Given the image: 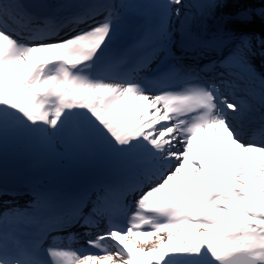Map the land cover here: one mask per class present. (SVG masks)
Masks as SVG:
<instances>
[{
  "label": "snow or ice",
  "instance_id": "1",
  "mask_svg": "<svg viewBox=\"0 0 264 264\" xmlns=\"http://www.w3.org/2000/svg\"><path fill=\"white\" fill-rule=\"evenodd\" d=\"M256 19L264 0H0V196L21 172L32 196L4 202L0 264H264ZM73 226L86 247H45Z\"/></svg>",
  "mask_w": 264,
  "mask_h": 264
},
{
  "label": "bare ground",
  "instance_id": "2",
  "mask_svg": "<svg viewBox=\"0 0 264 264\" xmlns=\"http://www.w3.org/2000/svg\"><path fill=\"white\" fill-rule=\"evenodd\" d=\"M234 9L230 6L229 8H226L224 9L223 11L225 12H230V11H233ZM219 14V12H218ZM260 20L259 19H256L254 21V23L248 27H246V29L248 30H264V26L258 24L257 22H259ZM215 22H212V23H209L208 25L209 26H214ZM231 26V25H230ZM243 30H245L243 28ZM257 34H259V32H256ZM259 61V60H258ZM258 61H256V63H258ZM260 63V62H259ZM264 71V70H263ZM258 125H253L251 127H257ZM79 175L81 177H83L84 179H87V174L84 173V172H79ZM79 183V181H78ZM76 183V184H78ZM77 185H73L71 187H76ZM26 189L28 190L27 192V195H23L21 197H11L9 195H3V196H0V211H3L4 208H5V204L4 202H8V206H20V207H23L25 206L31 199H32V196L30 194V191H29V187H26ZM95 197L93 196V199ZM91 209V204H88L87 207H85L84 209V212L87 213L89 212ZM106 225V221H102L101 224H100V228H104ZM85 231L84 228L80 227V226H73L72 228L68 229L67 230V237L70 235V234H75V240H76V237L79 238V236H83V232ZM95 232V230H93ZM63 241H65V239L63 238Z\"/></svg>",
  "mask_w": 264,
  "mask_h": 264
},
{
  "label": "water",
  "instance_id": "3",
  "mask_svg": "<svg viewBox=\"0 0 264 264\" xmlns=\"http://www.w3.org/2000/svg\"><path fill=\"white\" fill-rule=\"evenodd\" d=\"M26 2H28L26 0ZM25 179L23 172H21L20 174L13 176L10 175L6 181V185L9 189H15L18 188L19 186H21L23 180Z\"/></svg>",
  "mask_w": 264,
  "mask_h": 264
},
{
  "label": "rangeland",
  "instance_id": "4",
  "mask_svg": "<svg viewBox=\"0 0 264 264\" xmlns=\"http://www.w3.org/2000/svg\"><path fill=\"white\" fill-rule=\"evenodd\" d=\"M50 2H55V0H50ZM212 22H215L214 20H211V19H209L208 21H207V23L209 24V23H212ZM258 24H260V25H262L261 24V22L259 21V22H257ZM245 29V31H254V32H259V33H261L262 31H264V30H257V31H255V30H248V29H246V28H244ZM23 174H24V177L26 176V178H25V180H24V182H23V185H24V189L26 188V186L28 185V180H27V176H28V174L27 173H25V172H23ZM76 183H78V181H74L73 183H72V185H77ZM24 192H27V190H23Z\"/></svg>",
  "mask_w": 264,
  "mask_h": 264
}]
</instances>
